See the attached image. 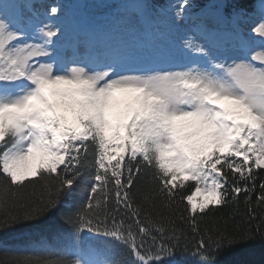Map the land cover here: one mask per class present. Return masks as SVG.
<instances>
[{
	"label": "snow or ice",
	"instance_id": "obj_1",
	"mask_svg": "<svg viewBox=\"0 0 264 264\" xmlns=\"http://www.w3.org/2000/svg\"><path fill=\"white\" fill-rule=\"evenodd\" d=\"M258 170L264 0H0V233L55 216L69 241L17 264H212L264 227ZM241 196L243 231L176 234Z\"/></svg>",
	"mask_w": 264,
	"mask_h": 264
},
{
	"label": "trees",
	"instance_id": "obj_2",
	"mask_svg": "<svg viewBox=\"0 0 264 264\" xmlns=\"http://www.w3.org/2000/svg\"><path fill=\"white\" fill-rule=\"evenodd\" d=\"M166 0H152V3L165 5ZM200 6H203L207 0H196ZM237 7L252 10L256 6L257 0H235ZM230 9H226L228 11ZM264 177V170H258L257 188H259L260 178ZM195 185L184 193L189 194ZM88 195L86 183L81 182L74 193V200H84ZM186 203V201L184 202ZM183 204L181 208H183ZM63 207V206H62ZM253 207L256 208V215L264 216V207H256L255 196H253ZM2 212V209H0ZM125 219H127L125 217ZM131 223V221H129ZM198 232L192 231V226L185 219L177 214L175 218L176 234L181 235L182 242L194 244L200 238V235L208 234L217 238L221 234H235L243 231L249 226L248 211L244 204L243 197H240L239 203H230L228 206H220L219 211L209 212L208 215L197 213ZM257 221L252 222V239L242 241L237 244L220 248L214 254L212 264H264V227L257 232ZM58 217H46L39 221L24 225H17L13 229L0 233V264H17L24 255H39L44 248L42 241L46 240L51 250L61 249L69 242L58 234ZM153 235H158L155 231ZM169 231L165 234L166 238L171 236ZM147 239V238H146ZM148 244H151L150 239ZM190 254V253H188ZM123 259L124 264H132V257L123 255L116 257ZM199 259V257H197Z\"/></svg>",
	"mask_w": 264,
	"mask_h": 264
},
{
	"label": "rangeland",
	"instance_id": "obj_3",
	"mask_svg": "<svg viewBox=\"0 0 264 264\" xmlns=\"http://www.w3.org/2000/svg\"><path fill=\"white\" fill-rule=\"evenodd\" d=\"M84 2H87V4L91 7L94 4L97 3V0H83ZM46 3H55L56 0H45ZM60 2L62 3H68V2H72V0H60ZM176 3V0H167L166 5L171 4L174 5ZM259 5V0L257 2V6ZM102 11H107V9H97L95 14L98 16L100 15V13ZM256 17L255 16H249L246 17L244 20H242L241 23V27L244 29V31L247 33L248 29L250 28V26L255 22ZM64 41H60L59 43H63ZM65 55H68L67 53H65ZM70 66V65H69Z\"/></svg>",
	"mask_w": 264,
	"mask_h": 264
},
{
	"label": "water",
	"instance_id": "obj_4",
	"mask_svg": "<svg viewBox=\"0 0 264 264\" xmlns=\"http://www.w3.org/2000/svg\"><path fill=\"white\" fill-rule=\"evenodd\" d=\"M73 2H74V0H73ZM83 3H86L87 4V2H84V1H83Z\"/></svg>",
	"mask_w": 264,
	"mask_h": 264
}]
</instances>
